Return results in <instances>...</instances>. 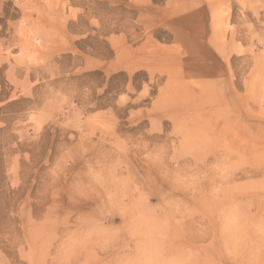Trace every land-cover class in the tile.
I'll use <instances>...</instances> for the list:
<instances>
[{
	"label": "rangeland",
	"instance_id": "rangeland-1",
	"mask_svg": "<svg viewBox=\"0 0 264 264\" xmlns=\"http://www.w3.org/2000/svg\"><path fill=\"white\" fill-rule=\"evenodd\" d=\"M0 264H264V0H0Z\"/></svg>",
	"mask_w": 264,
	"mask_h": 264
}]
</instances>
